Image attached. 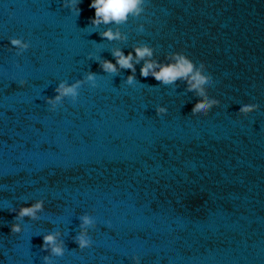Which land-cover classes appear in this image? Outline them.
Returning <instances> with one entry per match:
<instances>
[{
    "label": "clouds",
    "instance_id": "9594fccd",
    "mask_svg": "<svg viewBox=\"0 0 264 264\" xmlns=\"http://www.w3.org/2000/svg\"><path fill=\"white\" fill-rule=\"evenodd\" d=\"M81 0H64L63 7L75 13L78 17L80 8L78 7ZM149 5V0H91L90 8L95 9L94 18H90L89 26L93 29H99L104 25L103 31H98V35L102 40L107 41H125L127 35L122 33L120 26L128 23L129 18L138 19L145 14ZM115 25L116 27H110ZM139 31H145L144 24H140ZM91 34V33H90ZM11 48L16 50V55L19 56L30 48V43L22 37L9 38ZM111 55L115 60L103 59L100 56H95L94 53H89V59L98 62L99 67L106 75L113 77L120 74L121 70H130L131 74L126 77L124 83L129 86H135L140 83L136 79V65L144 61L140 68V76L147 78L152 76L160 85L172 87L175 90V85L178 81H183L186 85V92L195 93L199 99L191 109V115L199 114L207 115L214 106H218L220 101L211 96L208 88L213 85V76L207 71L205 62H195L183 51H174L167 54L163 61L153 59L155 49L147 43L134 45L131 52L125 55L120 48L110 49ZM134 53V54H133ZM98 74L92 71H87L82 79H77L74 82L61 80L55 87V95L46 97V103L50 106V110L55 111L58 106H61L64 100L70 99L75 102L79 95L80 89L87 84L92 88H96ZM20 86L26 84L25 80L19 81ZM153 87V86H150ZM258 104H243L239 109V114L248 116L257 111ZM168 109L164 106L155 108L156 115L161 116L167 114ZM10 212L16 213L14 223L11 224L12 233H21V221L25 217L29 220L36 221L40 219V213L44 211V200L38 199L31 202L30 206H20L19 208H11ZM79 231L73 237V241L83 250L92 246V238L89 235V230L95 227L96 221L90 214L84 213L78 217ZM60 231H48L43 234V244L41 251L50 253L43 256L44 264H53V257H62L65 253V244L61 237ZM134 264H140V258L134 256Z\"/></svg>",
    "mask_w": 264,
    "mask_h": 264
}]
</instances>
